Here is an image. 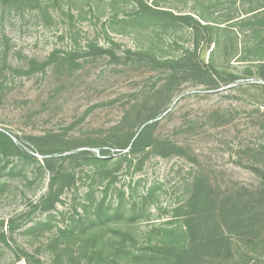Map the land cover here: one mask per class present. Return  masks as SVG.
Wrapping results in <instances>:
<instances>
[{
  "label": "rangeland",
  "instance_id": "1",
  "mask_svg": "<svg viewBox=\"0 0 264 264\" xmlns=\"http://www.w3.org/2000/svg\"><path fill=\"white\" fill-rule=\"evenodd\" d=\"M143 2L193 25L133 0H0V264H165L149 249L189 245L196 179L237 213L231 252L192 264H264V0ZM57 169L73 181L45 209Z\"/></svg>",
  "mask_w": 264,
  "mask_h": 264
},
{
  "label": "trees",
  "instance_id": "2",
  "mask_svg": "<svg viewBox=\"0 0 264 264\" xmlns=\"http://www.w3.org/2000/svg\"><path fill=\"white\" fill-rule=\"evenodd\" d=\"M136 5L139 6V15L147 16L153 19H159L162 15L171 16V20L180 19L186 25H193L194 19L190 15H174L172 12L163 11L160 9L148 6L143 0H133ZM131 53V51H128ZM188 60V59H187ZM167 62H156L158 65L166 64ZM155 123L145 124L141 131L136 136L135 140L129 145L128 152L121 159H127L128 154H132L135 151L146 148L149 146L146 140V133L154 127ZM128 142L122 145V148L127 147ZM60 159H65L68 156H59ZM94 161L106 162L105 157H93ZM45 165H50L49 158H44ZM50 168V167H49ZM52 170V169H51ZM262 183L258 191L260 195L264 198V170H258ZM68 180V181H67ZM70 180V181H69ZM73 178L66 171L62 169H57L53 171L49 178V192L47 193L46 199L48 205L44 208L51 207L54 200L57 198V194H54L56 189H62L64 186H68ZM207 190V187L200 179L194 181L193 191L189 198L188 203L194 207L196 210L195 214H200V219H189L187 221V229L190 236V242L188 246L185 247H162L158 245H153L150 250V254L154 258H159L166 261L165 264H192L194 260H198L202 257H215L219 253L226 252L229 254L231 252V246L223 238L222 232V222H228L232 217L236 216V209L234 207H228L226 203L228 200H232L231 197L223 198L222 200L214 197L213 194ZM215 198H213V197ZM262 204V209H264V199ZM51 202V203H49ZM46 203V201H45ZM218 204V206H217ZM119 206V205H118ZM120 208V207H118ZM117 212V211H116ZM104 214H106L104 212ZM264 214V212H263ZM96 217L100 219L101 210L98 207L96 209ZM203 232V234H201Z\"/></svg>",
  "mask_w": 264,
  "mask_h": 264
}]
</instances>
